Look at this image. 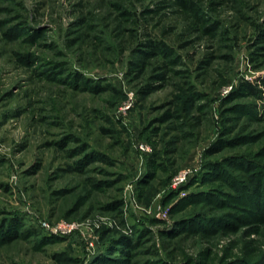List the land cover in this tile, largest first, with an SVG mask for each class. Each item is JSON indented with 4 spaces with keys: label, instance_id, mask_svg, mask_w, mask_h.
<instances>
[{
    "label": "rangeland",
    "instance_id": "374dc122",
    "mask_svg": "<svg viewBox=\"0 0 264 264\" xmlns=\"http://www.w3.org/2000/svg\"><path fill=\"white\" fill-rule=\"evenodd\" d=\"M0 233V264H264V0H0Z\"/></svg>",
    "mask_w": 264,
    "mask_h": 264
},
{
    "label": "trees",
    "instance_id": "16d2710c",
    "mask_svg": "<svg viewBox=\"0 0 264 264\" xmlns=\"http://www.w3.org/2000/svg\"><path fill=\"white\" fill-rule=\"evenodd\" d=\"M153 45H154V44H150V43H149L148 47L152 48ZM151 52H152V51H151ZM246 89L248 90V93H252V92H253V87H252V86H246ZM250 185H251L250 189H253V190H255V192H256V184H255V182L252 181V182L250 183ZM256 193H257V192H256ZM0 235H3L2 237H4V234L0 233ZM6 239H7V238H6ZM122 245H123V247H119L120 252H121L123 255L128 256V254H129L128 250L131 249V246H133L134 243L132 242V240L129 241V242H128V241H123V242H122ZM124 246L127 247V249L124 248ZM122 248H124V249H122ZM102 263H104V262H102ZM108 264H110V263H108ZM111 264H112V263H111ZM113 264H120V262H118V261L115 262V263L113 262Z\"/></svg>",
    "mask_w": 264,
    "mask_h": 264
},
{
    "label": "built area",
    "instance_id": "2783aa9c",
    "mask_svg": "<svg viewBox=\"0 0 264 264\" xmlns=\"http://www.w3.org/2000/svg\"><path fill=\"white\" fill-rule=\"evenodd\" d=\"M139 149H140V150H144L143 146H139ZM184 176H185V175H183V176H182V178H180V179L178 180L179 182L177 181V183H180V182H182V181H183V178H184Z\"/></svg>",
    "mask_w": 264,
    "mask_h": 264
}]
</instances>
